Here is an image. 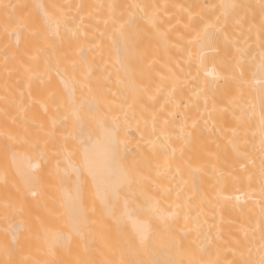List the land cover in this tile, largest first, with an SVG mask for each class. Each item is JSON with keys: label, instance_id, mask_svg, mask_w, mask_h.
Segmentation results:
<instances>
[{"label": "bare ground", "instance_id": "1", "mask_svg": "<svg viewBox=\"0 0 264 264\" xmlns=\"http://www.w3.org/2000/svg\"><path fill=\"white\" fill-rule=\"evenodd\" d=\"M264 0H0V264H262Z\"/></svg>", "mask_w": 264, "mask_h": 264}, {"label": "snow or ice", "instance_id": "2", "mask_svg": "<svg viewBox=\"0 0 264 264\" xmlns=\"http://www.w3.org/2000/svg\"><path fill=\"white\" fill-rule=\"evenodd\" d=\"M262 264H264V262H262Z\"/></svg>", "mask_w": 264, "mask_h": 264}]
</instances>
